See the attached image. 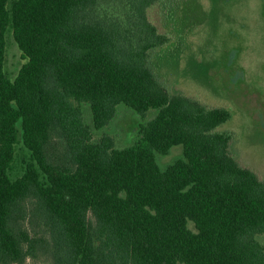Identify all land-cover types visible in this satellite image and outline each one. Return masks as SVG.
Instances as JSON below:
<instances>
[{"label":"trees","instance_id":"16d2710c","mask_svg":"<svg viewBox=\"0 0 264 264\" xmlns=\"http://www.w3.org/2000/svg\"><path fill=\"white\" fill-rule=\"evenodd\" d=\"M186 1L0 0V264H264V177L217 130L231 112L153 65L181 50L150 10L172 21ZM83 105L94 130L118 105L156 115L118 149Z\"/></svg>","mask_w":264,"mask_h":264},{"label":"rangeland","instance_id":"374dc122","mask_svg":"<svg viewBox=\"0 0 264 264\" xmlns=\"http://www.w3.org/2000/svg\"><path fill=\"white\" fill-rule=\"evenodd\" d=\"M154 11L150 10V19L153 14L157 26L171 33L173 44L181 50L173 62L167 54L162 55L163 62L154 61L156 66L159 62L164 84L169 91L209 107L228 109L231 120L217 130L232 132L231 152L236 160L264 177V0H187L172 21L161 16L165 10ZM23 63L8 36L5 71L11 79ZM82 111L84 123L92 128L89 106L83 105ZM155 115V110H149L142 119L118 105L107 127L92 130L97 137H112L120 149L136 142L139 124ZM181 156L182 147L176 146L166 156L156 154V162L163 170ZM258 240L264 245V237Z\"/></svg>","mask_w":264,"mask_h":264}]
</instances>
